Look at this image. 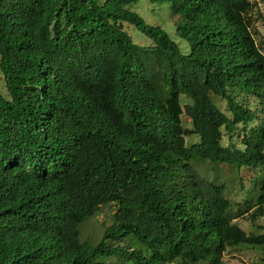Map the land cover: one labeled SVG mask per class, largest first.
Wrapping results in <instances>:
<instances>
[{
	"label": "trees",
	"instance_id": "obj_1",
	"mask_svg": "<svg viewBox=\"0 0 264 264\" xmlns=\"http://www.w3.org/2000/svg\"><path fill=\"white\" fill-rule=\"evenodd\" d=\"M139 1L0 0V264H222L227 248L264 246L196 168L258 171L252 215L264 216V107L259 119L241 100L264 103L253 3L148 0L179 19L183 54L131 10ZM109 205L98 243L82 241Z\"/></svg>",
	"mask_w": 264,
	"mask_h": 264
},
{
	"label": "rangeland",
	"instance_id": "obj_2",
	"mask_svg": "<svg viewBox=\"0 0 264 264\" xmlns=\"http://www.w3.org/2000/svg\"><path fill=\"white\" fill-rule=\"evenodd\" d=\"M102 1V0H100ZM253 3L254 9L251 13L252 33L259 50L264 55V0H250ZM131 10L138 13L150 26H160L169 35V37L178 45L181 53L186 54L189 49L187 43L180 39L175 27L179 19L171 14L168 4L159 5L158 3L151 4L148 0H140L136 5L131 7ZM122 28L131 37L132 41L137 45H150L151 41L144 35L136 31L129 24H123ZM0 94L7 96L3 78L0 73ZM182 104L187 103L186 97L182 96ZM216 106L226 115V103L220 98L213 97ZM241 100L246 101L248 107L253 110L257 118H262V107L257 99L248 98L247 100L241 97ZM188 102L190 100L188 99ZM183 126L186 129H191L190 120L186 116L181 117ZM254 123L251 126H255ZM238 133L233 135L232 142L239 146ZM198 138L190 136L186 138V144L197 143ZM228 136L223 131L222 144L226 146L229 143ZM198 171L207 176L210 180L223 184L226 187V197L234 206V209L240 205L243 210L242 216L235 219L236 223L247 235L249 234H264V216L255 218L253 212L255 209L254 198L256 189V179L259 176L258 171L249 170L246 168L236 169L228 165H213L205 162L196 166ZM115 211V206L109 205L103 207L99 214L87 220L81 228V240L90 241L94 244L98 243L103 235L104 230L111 224V217ZM121 245H125L122 243ZM107 262H116L117 258H110ZM222 264H264V246L252 247L241 245L227 248L222 257Z\"/></svg>",
	"mask_w": 264,
	"mask_h": 264
}]
</instances>
